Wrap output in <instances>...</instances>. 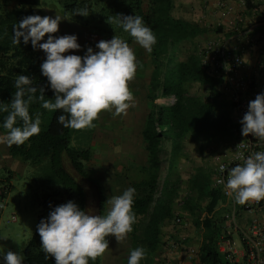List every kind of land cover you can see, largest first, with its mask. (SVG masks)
<instances>
[{
    "label": "trees",
    "instance_id": "obj_1",
    "mask_svg": "<svg viewBox=\"0 0 264 264\" xmlns=\"http://www.w3.org/2000/svg\"><path fill=\"white\" fill-rule=\"evenodd\" d=\"M245 1L246 9L255 8L251 0ZM15 2L16 11L0 18V91L4 102L12 100L16 90L14 81L20 74L32 77L38 87H45L46 99H54V92L41 72L43 62L35 58L36 49L31 42L24 44L21 39L20 45L12 43L13 25L25 16L35 15L25 10L40 6L41 0ZM61 4L66 15L78 18L88 28L91 23L87 17H90L95 22L93 25L97 26L91 27V33L101 40H111L117 35L126 39L130 46L134 45V39L120 26L119 15L142 16L157 36L151 52L144 53L142 48H134L136 56L141 57L139 67L142 74L147 70L146 59L142 55L147 54L150 59V74L146 82L147 109L141 129L146 156L145 164L135 166L132 179L126 178L129 187L136 189V223L128 234L132 241L131 250L142 246L147 256L141 264H150L152 256L165 245L163 238L167 223L178 218L176 205L181 199L184 181L179 165L185 159L184 142L187 139L199 142V151L205 154L206 147L213 151V144L229 142L233 128L239 127L232 117L233 105L219 90L222 80L204 69L194 44L200 37L221 35L224 30L175 18L174 0H147V3L145 0H61ZM77 7H86L89 14H74ZM235 34L236 31H231L227 37ZM194 86L206 89L207 96L194 93ZM30 111L41 114V132L23 145L8 146V151L13 158L33 165L49 161L57 186L36 198L38 224L55 206L70 200L88 212L87 191L79 178L91 181L86 164L93 159L92 152L71 145L74 129L64 128L56 122L61 110L49 111L34 103ZM6 115L0 112V123ZM0 134L6 135L2 127ZM165 142L171 146L166 171L163 160ZM214 174L215 169L206 165L195 167L187 179L188 195L183 200L182 209L193 217L195 228L201 232L197 264H236L219 251L221 236L227 228V208L223 207L225 197L213 187ZM12 188L10 177L0 179L2 199ZM99 194V215H105L106 200L102 192ZM175 225L183 226V223L175 222ZM24 255L23 264H55L54 257L46 258L37 229L24 248ZM242 263L245 264L244 261ZM90 264H101L100 257Z\"/></svg>",
    "mask_w": 264,
    "mask_h": 264
},
{
    "label": "clouds",
    "instance_id": "obj_2",
    "mask_svg": "<svg viewBox=\"0 0 264 264\" xmlns=\"http://www.w3.org/2000/svg\"><path fill=\"white\" fill-rule=\"evenodd\" d=\"M74 14L87 16L88 9L77 7ZM119 24L136 43L148 52L157 43V36L140 15H119ZM59 15H28L13 25L12 43L31 42L41 49L46 59L40 65L54 92V99H46L45 87L34 84L32 77L20 74L14 81L15 92L10 102H0V112L7 113L0 127L6 130L8 146L23 145L41 132V114L30 109L39 103L43 109L61 110L56 122L64 128L95 127L102 112L114 116L127 114L134 95L129 87L137 73L139 61L129 42L115 35L111 40L99 41L95 49L88 47L81 56L70 50H80L78 36L51 35L59 31ZM46 34L47 40L43 43ZM68 53V54H66ZM241 134H249L264 142V92L257 94L240 120ZM220 171L223 172V166ZM224 183V181H221ZM227 194L237 204L264 200V150L248 155L243 163L228 170L225 184ZM136 189L129 187L107 201L106 215H92L74 201L55 206L37 226L41 248L46 258L54 257L55 264H90L109 248L108 237L118 242L133 231L136 223L134 203ZM0 238H7L2 237ZM147 252L141 247L132 249L128 264H141ZM0 264H23L25 257L11 250L0 254Z\"/></svg>",
    "mask_w": 264,
    "mask_h": 264
},
{
    "label": "rangeland",
    "instance_id": "obj_3",
    "mask_svg": "<svg viewBox=\"0 0 264 264\" xmlns=\"http://www.w3.org/2000/svg\"><path fill=\"white\" fill-rule=\"evenodd\" d=\"M145 2L147 3V0ZM208 2L209 0H207V5L209 4ZM0 3L3 8L12 9L14 7V0H0ZM25 11H31L35 15L52 17L59 15L64 18L60 22L59 31L51 35H77L78 42L82 45V48L80 50H70L71 53L83 56L88 47L95 49L96 44L101 41L96 34L91 33V27H97L95 24L93 25L95 22L90 17H87V21L91 23L89 25L90 28H88L78 18L66 15L61 0H41L40 6L31 9L27 8ZM5 17L7 15L3 16L0 13V18ZM175 17L178 16L175 14ZM211 24V27L214 28L217 25L216 21ZM47 35L49 34H46L41 43L47 40ZM215 36L200 37L194 44L200 51ZM137 46L142 48L144 53H147V50L136 42L130 47L134 49ZM95 50L99 51V49ZM142 56L146 59L147 70L142 74V68L138 67L135 78L129 82V87L134 95V101L133 105L127 110V114L114 116L111 112L105 111L94 122L95 127L73 130L75 136L71 145L78 149H88L93 154V159L86 164V171L91 181L79 178L86 188L88 213L92 215H99V191L103 193L108 210L110 207L107 204L109 198L113 195H120L124 190L129 188V183L126 180L132 179L133 171L136 169L135 166L145 164L146 153L141 129L147 109L146 82L147 76L150 74V59L147 57V54H143ZM35 58L44 62L46 54L43 50L36 49ZM140 58L137 56L138 61H140ZM192 91L198 95L207 96L206 89L199 86L192 87ZM0 102H4L1 91ZM232 117L234 122H236L234 113H232ZM199 145V142L187 139L184 142L185 159L179 165V172L184 181L181 188V199L176 205V215L183 219V226H176L175 221H173L169 223L164 232V240L169 236H173V241L179 242L180 246L188 243L189 248L186 249L192 256H197L198 254L201 243V232L195 228L193 217L182 209L183 200L188 195L187 179L196 166L206 165L215 169L217 167V157L223 160L229 154V142L227 141L213 144V151H210L209 147H206L205 154L200 153ZM170 147L169 142L164 143V171L167 169ZM3 150V140L0 139V154L3 153ZM0 165L3 166L0 170V178L6 179L10 177V183L13 186L4 199L0 197V236L7 237L0 238V254L11 250L21 253L25 257L24 248L35 234L38 225L36 198L50 192L57 185L49 168L48 160L33 165L15 158V161L10 163L3 160ZM66 166L70 169L68 163H66ZM163 178H165V175H163ZM219 208L221 210L222 207L220 206ZM201 217H204V213H202ZM240 222L244 224L245 220L241 219ZM234 238L236 248L241 250L242 243L238 234H234ZM108 239L109 248L100 257L101 264H128V258L125 259L124 254L131 249V239L129 236L127 235L125 239L120 241V247L112 246L113 242H117L114 236L110 235ZM116 248L121 251V259L118 261H114L111 257L112 252Z\"/></svg>",
    "mask_w": 264,
    "mask_h": 264
},
{
    "label": "built area",
    "instance_id": "obj_4",
    "mask_svg": "<svg viewBox=\"0 0 264 264\" xmlns=\"http://www.w3.org/2000/svg\"><path fill=\"white\" fill-rule=\"evenodd\" d=\"M251 1L253 5L258 2V0ZM242 3L245 5L246 1L242 0ZM199 55L204 69L222 80L219 90L222 96L233 105V113L239 125L232 130L233 136L229 141V154L226 159L221 160L217 157V167L213 178V187L225 197L226 202L223 207L227 208L225 213L227 228L221 236L219 251L232 263L237 264L239 260H242L245 264H264V215L258 216L259 213L264 212V200L250 201L240 205L227 194L225 188L228 170L231 167L243 163L248 155L264 150V142L258 141L251 134L247 137L241 134L240 123L248 110L249 102L254 100L257 94L262 93V90L249 74L245 75L249 67L246 66L238 51L229 46L228 41L211 40L199 51ZM221 166H223V172L220 171ZM241 217L245 220L244 224L240 222ZM175 222L181 224L183 220L178 217ZM234 234H238L240 238L241 250L236 248ZM179 247V242L171 243L172 250H178Z\"/></svg>",
    "mask_w": 264,
    "mask_h": 264
},
{
    "label": "crops",
    "instance_id": "obj_5",
    "mask_svg": "<svg viewBox=\"0 0 264 264\" xmlns=\"http://www.w3.org/2000/svg\"><path fill=\"white\" fill-rule=\"evenodd\" d=\"M206 3L207 0H174L173 16L175 17L176 14L178 17L175 18L198 23L205 27L211 26V23L216 21L217 25L215 27H222L224 33L216 35L212 40L228 41L229 46L238 51L246 66L249 67V71L245 75L249 74L250 78L264 92V0H258L253 10L246 9V5L242 3V0H209V4ZM16 9L15 0L12 9L3 8L0 3V13L3 15L16 11ZM231 31H236V34L227 37V34ZM0 139L3 140L4 144L3 153L0 154V164L3 160L7 163L15 161V158L9 154L7 143L5 144L6 135L0 134ZM2 167L0 165V170ZM263 215L264 212L258 214V216ZM168 225L169 223L165 228ZM173 238V236H169L166 240L163 238L165 245L152 256L150 264H177L178 262H181V264H197L198 254L192 256L187 251L189 248L188 243L181 245L178 250H172ZM112 246L120 247L121 242H113ZM130 252L131 249L124 254L125 259L129 257ZM120 253L119 249H114L111 254L114 261L121 259ZM241 263L242 260H239L237 264Z\"/></svg>",
    "mask_w": 264,
    "mask_h": 264
}]
</instances>
